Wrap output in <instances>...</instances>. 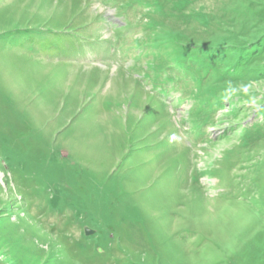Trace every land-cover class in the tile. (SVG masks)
Listing matches in <instances>:
<instances>
[{"label": "rangeland", "instance_id": "rangeland-1", "mask_svg": "<svg viewBox=\"0 0 264 264\" xmlns=\"http://www.w3.org/2000/svg\"><path fill=\"white\" fill-rule=\"evenodd\" d=\"M0 264H264V0H0Z\"/></svg>", "mask_w": 264, "mask_h": 264}, {"label": "water", "instance_id": "water-1", "mask_svg": "<svg viewBox=\"0 0 264 264\" xmlns=\"http://www.w3.org/2000/svg\"><path fill=\"white\" fill-rule=\"evenodd\" d=\"M85 234H86L87 236H92V235L94 234V232L91 231V230H89V229H86V230H85Z\"/></svg>", "mask_w": 264, "mask_h": 264}]
</instances>
